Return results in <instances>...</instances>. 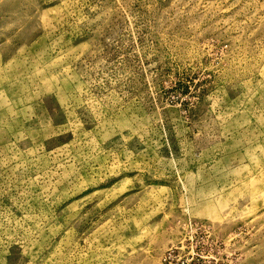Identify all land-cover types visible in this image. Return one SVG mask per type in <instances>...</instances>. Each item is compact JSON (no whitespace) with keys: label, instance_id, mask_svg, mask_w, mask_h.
<instances>
[{"label":"rangeland","instance_id":"1","mask_svg":"<svg viewBox=\"0 0 264 264\" xmlns=\"http://www.w3.org/2000/svg\"><path fill=\"white\" fill-rule=\"evenodd\" d=\"M0 264H264V0H0Z\"/></svg>","mask_w":264,"mask_h":264}]
</instances>
